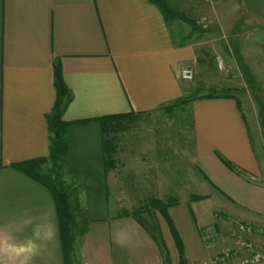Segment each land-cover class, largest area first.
<instances>
[{"label":"crops","instance_id":"1","mask_svg":"<svg viewBox=\"0 0 264 264\" xmlns=\"http://www.w3.org/2000/svg\"><path fill=\"white\" fill-rule=\"evenodd\" d=\"M168 3L208 27L167 20L151 0H0V264H64L51 192L14 167L49 152L55 67L69 94L64 176L73 184L83 176L88 233L98 228L110 247L127 230L150 237L137 221L146 217L165 247L179 252L178 239L185 255L187 246L229 245L236 221L264 224V116L254 115L250 128L230 86L216 89L233 96L178 102L188 96L179 69L213 75L204 63L223 50L243 52L247 84L264 77V62L257 64L264 60V0ZM108 116L126 122L110 169L102 132ZM135 121L147 132L133 131ZM127 189L137 191L127 195L137 207H124ZM205 232L213 236L205 240Z\"/></svg>","mask_w":264,"mask_h":264},{"label":"rangeland","instance_id":"2","mask_svg":"<svg viewBox=\"0 0 264 264\" xmlns=\"http://www.w3.org/2000/svg\"><path fill=\"white\" fill-rule=\"evenodd\" d=\"M260 35L263 39L262 42L264 43V34L260 33ZM252 43H257V40L253 39ZM256 46L258 50V45L256 44ZM238 52L236 51V53L234 52L230 55L226 50H223L220 52L219 59L215 55L211 56L210 60L206 58V63L204 64L208 66V71L213 75L210 73L204 75L200 74V71L196 68V66L195 68L193 67L195 71L193 79L191 81H183L187 85L188 95H193L197 91H201L200 93L202 94L207 93L210 89H216L219 87H235L237 91L233 92V94L239 98L250 128H252L255 126V121L252 117L256 115V117L261 119L260 117L264 116V88L253 90L256 85L258 87L264 86V77L257 75L252 76V80L250 81L251 85L247 84L245 82V77L247 75L244 71V66L246 65L243 63V60L240 59L243 52L240 51V54ZM258 57H262V55L259 54ZM262 62H264V60H259L257 64L259 65V63ZM198 63L202 64L201 62ZM198 71L199 73H197ZM180 115L186 117L184 114ZM173 119L174 121H170V125L174 131L175 127H178L177 124H179V118L175 115V118L173 117ZM141 125H143L141 122L139 123V121H135V130L133 131L147 132ZM158 126L154 127L151 125L149 130L153 131V133H161L162 128H157ZM122 127H124V125ZM262 133H264V130ZM172 135L177 136L175 133ZM172 158L176 159L174 156ZM113 159L114 162H116L115 154ZM49 167L50 162L40 165V168L46 171ZM82 177L83 176L78 175L75 179L76 181L78 180L79 184H73L70 179L67 180L65 179V176L63 177V185L69 193V200L74 207L72 212L73 215H75L74 219L76 221L73 231V234L75 235L74 250L70 254L71 260L69 264H199L202 258L204 259L218 254L224 248L228 247L226 242H222L217 246L205 249L204 251L197 250L195 252L194 250L191 251V248L187 246L184 255L183 253L178 252L177 248L174 246L168 245L165 247L161 242V238L157 237L156 230L153 231L155 235L154 238L151 237V235L150 237H145L141 234V232L138 233L137 231L134 232L133 230H127L124 232V236L121 241H117L118 243L114 244L115 241L113 240V245L110 247L105 240L101 238L98 228H94V231H90L91 233H88L89 220H87L85 214H83L84 206L81 204V196L83 195H80V193H83L82 191L85 189V181ZM138 192L144 194V196H148V192H146V190H138ZM128 194L133 196L134 194H137V191L133 189H127L125 191V195L123 197L124 207L128 209L137 207V197L132 198L129 201V198L127 197ZM144 219L146 221V217H144L143 220ZM114 231L113 225L112 232ZM226 233L227 232L224 231L222 235L225 236ZM114 237L115 236H113V238ZM183 259L186 260L182 261Z\"/></svg>","mask_w":264,"mask_h":264},{"label":"trees","instance_id":"3","mask_svg":"<svg viewBox=\"0 0 264 264\" xmlns=\"http://www.w3.org/2000/svg\"><path fill=\"white\" fill-rule=\"evenodd\" d=\"M153 1L157 7L163 13L165 19H183L187 21L193 31L203 32L204 29L200 28L194 19L188 18L185 14L175 11L168 3V0H151ZM54 87L56 89V98L54 101V105L51 111L47 114V122L48 129L50 131V143H49V152L47 156L34 158L31 160H25L22 162H18L14 164V167L20 170L21 172L28 175L33 180L43 184L45 187L49 189L51 192L53 199L55 201V206L57 210V218L59 225V233L61 239L62 253L64 264H69L71 260V253L74 250L75 243V235L73 234L74 227L76 225V221L74 219L75 215H73L72 209H74L73 205L69 200V193L64 187L63 177H64V165L66 163V155L68 143L66 139L67 127L68 124L62 119V115L65 109V106L69 100V94L67 88L63 82L61 70L59 67L54 68ZM201 91H197L193 95L183 96L179 99V103L189 102L192 99L203 96V97H214V96H233L226 88L220 89H210L207 93H200ZM176 104V103H175ZM119 117V118H118ZM107 120L102 124V132H103V149H104V159H105V167L110 169L115 165L114 162V153L116 150V137L119 132L118 129L122 130L126 127L125 119L122 116H108ZM105 118V119H106ZM118 118V119H117ZM125 122V123H124ZM124 125V127L122 126ZM226 165L229 167H233L232 163L223 160ZM46 162H50L49 169L44 170L40 168L41 164ZM157 209L165 215V211H163V206L159 207L157 205ZM84 214V210H83ZM139 215V212H133V215ZM125 215H128L125 212ZM138 223H140L145 230L151 235V237H155L154 232L156 227H148L147 221L143 220L142 217L137 218ZM178 250L182 253V248L178 243V239H176ZM182 261H185L184 259Z\"/></svg>","mask_w":264,"mask_h":264},{"label":"built area","instance_id":"4","mask_svg":"<svg viewBox=\"0 0 264 264\" xmlns=\"http://www.w3.org/2000/svg\"><path fill=\"white\" fill-rule=\"evenodd\" d=\"M203 1L213 4L218 0ZM199 23L203 29L208 27L205 18ZM194 74V68L191 66L179 69L181 80L191 81ZM229 235L231 242L228 247L218 254L201 259L199 264H264V224L236 221ZM212 236V233L205 232L204 239L207 240Z\"/></svg>","mask_w":264,"mask_h":264}]
</instances>
